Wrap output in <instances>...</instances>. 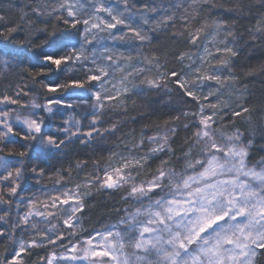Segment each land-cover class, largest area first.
Returning a JSON list of instances; mask_svg holds the SVG:
<instances>
[{"label":"snow or ice","instance_id":"snow-or-ice-1","mask_svg":"<svg viewBox=\"0 0 264 264\" xmlns=\"http://www.w3.org/2000/svg\"><path fill=\"white\" fill-rule=\"evenodd\" d=\"M12 7L0 264H264V0Z\"/></svg>","mask_w":264,"mask_h":264},{"label":"trees","instance_id":"trees-1","mask_svg":"<svg viewBox=\"0 0 264 264\" xmlns=\"http://www.w3.org/2000/svg\"><path fill=\"white\" fill-rule=\"evenodd\" d=\"M138 3L142 2V0H137ZM0 3H3L6 7L7 4H12L14 7L7 9L9 15L13 19H18L19 12L17 9L23 6V0H0ZM3 11V9H0ZM214 14L221 15L227 17L229 13L225 11L223 8H217L214 10ZM262 56H264V50L255 49L251 54L247 49L243 50V56L238 61L241 64H247L248 62H256ZM250 89L255 92L256 96H260L261 91H264V77L256 76L254 78H250ZM105 201H108L107 197H99L97 200L96 208L93 210L94 220L102 218L103 215L108 211L105 207ZM109 203H116L115 201H108ZM114 219V217H113ZM2 251V249H0Z\"/></svg>","mask_w":264,"mask_h":264}]
</instances>
